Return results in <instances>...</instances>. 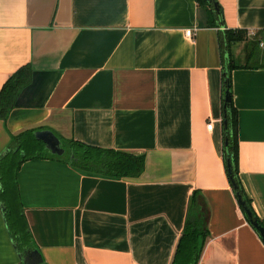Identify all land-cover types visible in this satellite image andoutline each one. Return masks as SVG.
I'll return each mask as SVG.
<instances>
[{
    "label": "crops",
    "instance_id": "obj_1",
    "mask_svg": "<svg viewBox=\"0 0 264 264\" xmlns=\"http://www.w3.org/2000/svg\"><path fill=\"white\" fill-rule=\"evenodd\" d=\"M216 1L217 28L197 0H0V92L32 67L0 120V158L33 129L146 158L134 179L27 161L17 181L31 241L10 231L0 202V264H24L35 250L42 264H172L193 198L210 233L199 264H264L223 134L227 65L246 63L256 37L264 50V0ZM236 30L245 41L229 51L223 36ZM231 91L240 180L264 221V67L233 70Z\"/></svg>",
    "mask_w": 264,
    "mask_h": 264
},
{
    "label": "trees",
    "instance_id": "obj_2",
    "mask_svg": "<svg viewBox=\"0 0 264 264\" xmlns=\"http://www.w3.org/2000/svg\"><path fill=\"white\" fill-rule=\"evenodd\" d=\"M198 6L205 16L204 25L208 27L223 26L221 9L216 0H197ZM227 49L234 44L245 41V35L236 31H226L223 36ZM262 37H256L250 44L246 63L235 65L229 61V73L225 72L223 96V131L224 158L229 179L238 186L243 200L253 212V216L262 226L264 221L255 213L251 199L243 189L239 176V139H238V111L231 103H226L225 93L230 90L231 73L237 68L264 67V51L258 49ZM253 63V65L251 64ZM32 82V67L27 65L19 69L4 84L0 92V120L7 121L15 109L16 101L21 92ZM43 129L27 130L17 136H12L8 153L0 158V202L10 231L20 237L21 241H31V232L24 214V208L18 188V174L22 166L31 160L52 158L82 170L113 178H140L145 172L146 158L131 153L103 149L87 145L80 141L61 139L65 154L62 156L49 153L46 145L37 140L35 133ZM230 164V166H229ZM236 193V191H235ZM193 198L189 210L184 232L180 238L172 264H199L210 236L206 230L205 212Z\"/></svg>",
    "mask_w": 264,
    "mask_h": 264
},
{
    "label": "water",
    "instance_id": "obj_3",
    "mask_svg": "<svg viewBox=\"0 0 264 264\" xmlns=\"http://www.w3.org/2000/svg\"><path fill=\"white\" fill-rule=\"evenodd\" d=\"M226 73H229V65H227ZM225 101L226 103H231L232 101L231 93L229 89L225 93ZM36 137L38 140H41L46 144L47 149L52 154L58 155V156H62L65 154V149L62 147L61 139L53 131L51 130L38 131L36 133ZM232 185H233L234 190L236 191V196L238 198V203L240 207L244 211L250 224L257 231L262 241L264 242V226H262L260 222L254 218L252 210L249 208L247 203L243 200L242 195L239 193L237 184L235 182H232ZM23 261H24V264H42L43 263L41 254L37 250L30 252L23 259Z\"/></svg>",
    "mask_w": 264,
    "mask_h": 264
},
{
    "label": "built area",
    "instance_id": "obj_4",
    "mask_svg": "<svg viewBox=\"0 0 264 264\" xmlns=\"http://www.w3.org/2000/svg\"><path fill=\"white\" fill-rule=\"evenodd\" d=\"M194 36V31L193 30H188L186 32V37L189 38V39H192ZM214 127V122L213 121H210L209 124H208V130H212Z\"/></svg>",
    "mask_w": 264,
    "mask_h": 264
},
{
    "label": "rangeland",
    "instance_id": "obj_5",
    "mask_svg": "<svg viewBox=\"0 0 264 264\" xmlns=\"http://www.w3.org/2000/svg\"><path fill=\"white\" fill-rule=\"evenodd\" d=\"M264 51V50H263ZM244 63V62H243Z\"/></svg>",
    "mask_w": 264,
    "mask_h": 264
}]
</instances>
